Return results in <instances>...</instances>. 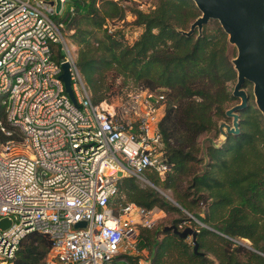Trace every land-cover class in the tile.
<instances>
[{
    "label": "trees",
    "instance_id": "1",
    "mask_svg": "<svg viewBox=\"0 0 264 264\" xmlns=\"http://www.w3.org/2000/svg\"><path fill=\"white\" fill-rule=\"evenodd\" d=\"M132 1L136 7L129 23L140 29L132 42L122 27L114 28L127 23L122 0H72L55 20L77 47L75 64L92 103L115 101L138 87L166 95L158 127L171 168L162 177L153 172L146 177L171 191L177 205L135 177L123 176L110 201L115 214L129 203L180 215L184 209L203 224L193 223L199 252L206 255L196 254L193 241L163 230L166 226L139 227V254L121 256L116 264H264V115L250 104L238 135L220 146L200 143L206 133L216 132L218 139L219 122L234 101L230 84L237 81L236 55L230 53L228 35L215 20L202 35L198 29L183 34L201 15L192 0H154L147 11ZM64 57L60 45H53V59ZM0 119L6 124L1 105ZM14 137L21 140L18 132ZM174 224L184 223L176 219ZM50 246L47 235L29 232L11 264H42Z\"/></svg>",
    "mask_w": 264,
    "mask_h": 264
},
{
    "label": "built area",
    "instance_id": "2",
    "mask_svg": "<svg viewBox=\"0 0 264 264\" xmlns=\"http://www.w3.org/2000/svg\"><path fill=\"white\" fill-rule=\"evenodd\" d=\"M49 1L0 0V105L7 124L0 119V221L9 220L0 227V264H11L20 240L34 231L51 242L42 264H116L139 254V227L152 228L166 215L134 203L116 215L110 206L121 177L149 185L146 173L162 177L170 170L158 127L166 95L138 87L92 103L63 23L55 20L72 0L59 14ZM55 44L65 55L60 62L53 59ZM64 62L75 103L60 78Z\"/></svg>",
    "mask_w": 264,
    "mask_h": 264
},
{
    "label": "water",
    "instance_id": "3",
    "mask_svg": "<svg viewBox=\"0 0 264 264\" xmlns=\"http://www.w3.org/2000/svg\"><path fill=\"white\" fill-rule=\"evenodd\" d=\"M68 0H50V6H54L56 13L63 10ZM201 12V15L193 22L185 35L194 34L198 29L199 35L203 34L204 27L212 20L220 23L229 37V43L237 48V55L232 60L237 71V81L233 90V98L240 102L226 111V117L232 119V123L220 122V137L212 144L220 146L229 139L230 135H238L241 132V112L244 111L250 101V95L244 88L247 83L253 84V94L256 99L257 108L264 115V0H192ZM62 73L60 78L64 84L66 93L70 100L75 103V97L71 88L70 64H61ZM121 176V173H118ZM150 187L160 192L153 184ZM195 220L193 215H190ZM197 223H201L197 221ZM202 224V223H201ZM203 225V224H202ZM9 226V220L2 219L0 227L5 229ZM85 222H77L75 227H84ZM165 231L173 230L181 238H191L194 252H199L198 235L199 230L188 226L183 230L176 224L166 226ZM248 240V239H247Z\"/></svg>",
    "mask_w": 264,
    "mask_h": 264
},
{
    "label": "rangeland",
    "instance_id": "4",
    "mask_svg": "<svg viewBox=\"0 0 264 264\" xmlns=\"http://www.w3.org/2000/svg\"><path fill=\"white\" fill-rule=\"evenodd\" d=\"M153 1L154 0H137V3L138 4V8L142 9V10H149L150 7L153 5ZM122 4L125 5L128 9V16H127V23L126 24H123V23H115L114 24V28H120L122 27L121 29L124 31V35L126 37V39L129 41V42H132L136 36L139 35L140 33V29L134 27V26H131L130 25V21H132V17H131V12H132V9L136 7V5L133 3L132 0H122ZM68 7V3L65 5V11ZM65 14V12L63 13V15ZM214 21V20H212ZM216 21V20H215ZM63 32V31H62ZM64 34V37L72 51V54H74L75 58H76V51H77V47L71 43L70 41V38L69 36L67 35V32H63ZM231 45V44H230ZM230 53L231 54H235L237 55V48L234 46V45H231V50H230ZM85 82V81H84ZM235 83H232L230 84V88L232 90H234V87H235ZM86 85V84H85ZM87 88V87H86ZM244 88L248 91L249 95H250V101H249V105H253L255 107H257V104H256V99H255V96L253 94V84L251 83H247ZM88 89V88H87ZM89 91V90H88ZM240 102L239 99H234V101L230 104V107H233L234 105L238 104ZM243 112V111H242ZM242 112H241V115H242ZM222 121H227L228 123H232V119H228L227 117H225L223 120H221L220 122ZM220 122H219V125H220ZM216 136V132H211V133H206L204 134L201 139H200V143H201V146L202 148H205L207 147L209 144L213 143L215 141V139L217 140V138L215 137ZM220 137V135H219ZM218 137V138H219ZM140 182V181H139ZM141 183V182H140ZM143 186H145L143 183H141ZM149 186V185H148ZM156 187V186H155ZM160 192L159 194L163 197V198H166L169 202L173 203V204H176V201L175 199L173 198V194L171 191L169 190H163L159 187H156ZM156 190V189H155ZM183 210V215H180L178 214L177 212H168L166 213L165 216L163 217H160V218H157L156 220V223L154 225V227H157L158 229H161L162 227H165V226H170L172 224H174V220L176 219H181L182 222L184 223V227H188V226H191V227H194L198 230V226L194 225V221L196 222L197 221H200L197 217H195L193 214L189 213L188 211ZM190 215H193L195 220L192 219L190 217ZM201 222V221H200ZM197 223V222H196ZM199 226H202L201 223H197ZM188 240H191V238H189ZM241 243L245 244V245H249L250 244V241L247 240V239H241L240 240Z\"/></svg>",
    "mask_w": 264,
    "mask_h": 264
},
{
    "label": "crops",
    "instance_id": "5",
    "mask_svg": "<svg viewBox=\"0 0 264 264\" xmlns=\"http://www.w3.org/2000/svg\"><path fill=\"white\" fill-rule=\"evenodd\" d=\"M141 264H149V263L147 261L142 260Z\"/></svg>",
    "mask_w": 264,
    "mask_h": 264
},
{
    "label": "clouds",
    "instance_id": "6",
    "mask_svg": "<svg viewBox=\"0 0 264 264\" xmlns=\"http://www.w3.org/2000/svg\"><path fill=\"white\" fill-rule=\"evenodd\" d=\"M180 229V228H179Z\"/></svg>",
    "mask_w": 264,
    "mask_h": 264
}]
</instances>
